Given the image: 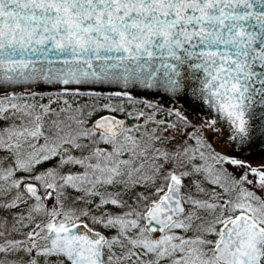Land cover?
I'll return each mask as SVG.
<instances>
[{
  "label": "snow or ice",
  "instance_id": "snow-or-ice-1",
  "mask_svg": "<svg viewBox=\"0 0 264 264\" xmlns=\"http://www.w3.org/2000/svg\"><path fill=\"white\" fill-rule=\"evenodd\" d=\"M0 264H264V0H0Z\"/></svg>",
  "mask_w": 264,
  "mask_h": 264
}]
</instances>
